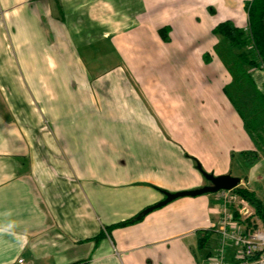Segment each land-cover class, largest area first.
I'll return each mask as SVG.
<instances>
[{
    "label": "crops",
    "instance_id": "crops-1",
    "mask_svg": "<svg viewBox=\"0 0 264 264\" xmlns=\"http://www.w3.org/2000/svg\"><path fill=\"white\" fill-rule=\"evenodd\" d=\"M2 1L9 17L27 10L38 17L58 59L118 70L76 75L75 84L95 78L99 90L85 93L99 107L47 105L45 128L27 109V94L7 93L2 84L12 71L0 46V264H201L216 241L212 234L198 248L218 218L216 193L181 196L134 223L111 226L162 200L164 191L205 185L195 161L173 151L184 142L209 147L202 159L219 174L227 172L224 162L252 149L246 121L223 90L232 75L213 51L218 39L202 37L224 20L245 30L244 7L238 11L235 0ZM165 25L168 41L158 33ZM215 74L222 79L214 83ZM201 87L213 90L212 102L188 119V108L176 110L174 100L186 92L187 106L190 91ZM174 118L173 137L161 126L172 127Z\"/></svg>",
    "mask_w": 264,
    "mask_h": 264
},
{
    "label": "rangeland",
    "instance_id": "rangeland-1",
    "mask_svg": "<svg viewBox=\"0 0 264 264\" xmlns=\"http://www.w3.org/2000/svg\"><path fill=\"white\" fill-rule=\"evenodd\" d=\"M247 1L249 0H235L236 8L238 9V11H243V7H245L244 5ZM0 3L2 4L3 1L0 0ZM25 13L26 15L30 16L24 17L16 14L15 16L12 15V18L11 16L9 17L8 11H3L0 9V46H2L5 53H7V59H11L10 62L12 73L10 72V74L8 75V79H6L4 83H2L5 85L7 93H10L12 95L19 93H23V95L27 94V109H34L36 113L41 116V123L44 125L45 128H49L51 126V123L46 120L47 116L45 115V118L42 117L43 110L45 107H47V105L51 107L52 104H55V107H59L62 110L67 109L69 107H99V99L94 97V99L92 98V100H90L88 94L85 93L87 89L90 92L93 91V88H97V90H99L100 85L95 83V78H92V82L86 85L75 84L73 82V79L76 75L82 77L90 70L96 71L100 76L101 74H106V72L108 71H114L115 73H117L116 71L118 69L114 68L113 70L104 67L99 69H92L86 67L85 64L80 61L77 62L78 64L74 62L73 65H70L69 59H58V54L56 52L57 50H54L53 40L50 41L47 36L44 35L42 27H40L41 21L38 19V17L34 15L32 11L27 10ZM244 32L246 35L249 34L248 26L244 30ZM205 36L206 41H210V38L218 39V44L217 46H215L213 51L216 56L219 55L223 64L228 68L226 69L228 71L231 70L229 72L232 75V82L230 86H228V88L232 92V95L234 97V103H236L239 109L245 114L246 118H244V120L246 121L247 129L252 137L251 147L252 149H255L260 155V160L254 166V168L250 170V168L244 165L242 159L237 154L236 156H238V158L233 157L230 158L228 163L224 162V165L228 164V166L221 167L224 170L227 168V172L223 174L227 173L240 177V185L248 188L249 190L255 191L257 197L264 202V110L263 108L258 106V114L260 115L258 120L262 119V122L260 123V125L258 124L255 128H250V126L247 124V121H249L254 116V114L250 112V108L248 107V105H251V100L253 99L254 93L251 89H249V84L247 83L248 81H243L244 87L247 89V94L245 97H242L241 95H239V93L235 92V88L233 89V85L237 83V78L239 77L240 73L239 71L242 70L240 66L242 63H237V54H239L241 51H245L249 58L258 59L257 53L251 45H247L244 48L229 46L227 39L221 36L220 34H208L205 31V35L202 34V37ZM211 43L212 42H210V44ZM60 47L63 53V46ZM59 53H61L60 50ZM66 53L68 55L67 51ZM66 57L67 56L65 55V58ZM212 65L213 64L210 65V68H208L207 71L208 78L211 81H213V77L211 76L213 74V70L211 67ZM243 67L244 72L250 73V77L257 84L256 87L264 94V70L253 68L248 65H243ZM145 70L148 69L140 68L141 72H145ZM31 71L36 72L33 79H31V74H29ZM209 71L211 74L209 73ZM144 74L146 77L149 76V70ZM96 75V73H87L86 77H96ZM128 76H131L130 73ZM221 79L222 77L215 74L214 83ZM136 90L139 91L138 88ZM177 91L182 92L180 89H177ZM178 95L179 96L176 98V100H174L173 107L176 110L181 111H184L187 107L190 111L188 119H197L200 116V114L198 113L201 112L199 110L202 107H205L204 105L208 102H212L214 92L212 89H208L207 87H201L200 91L197 92H193L191 90L188 95L189 98L187 99V106L184 105L186 100L181 98V96L186 95V92ZM201 95L203 96L204 100L199 98ZM192 96H196L197 98H193ZM180 102H182V105H180ZM180 119H184V116H182ZM176 120L177 118H174V125L170 128H167L163 125L161 126L164 130V134L171 136L176 134ZM195 134L196 132L193 133V135ZM78 139L80 138L78 137ZM184 143L185 146L179 149H173V151L178 156L182 157V153V155L184 157H187V159L195 161V163H199L202 169L207 173L219 175V173H217L218 168H220L219 166L215 168L211 167V169L208 171L207 165L209 163H206V161L202 159L203 153L205 151L209 153L211 152L209 147H201L200 149L197 148L196 139L193 142L190 141L188 143ZM126 152H129V150L125 149V153ZM204 182L205 185L209 184L205 178Z\"/></svg>",
    "mask_w": 264,
    "mask_h": 264
},
{
    "label": "trees",
    "instance_id": "trees-1",
    "mask_svg": "<svg viewBox=\"0 0 264 264\" xmlns=\"http://www.w3.org/2000/svg\"><path fill=\"white\" fill-rule=\"evenodd\" d=\"M247 12L248 18V29L249 34H245L244 30L240 29L231 20H224L217 23L211 30L214 34H220L227 39L229 46L244 48L247 45H251L257 53L258 59L249 58L245 51H241L237 54V63L241 64L242 70L239 72V77L237 78V83L232 84L235 92L239 93L242 97H245L247 94V89L244 87L243 81L249 84V89L254 93L253 99L251 100L250 112L254 116L247 121L250 128H255L258 124L262 122V119H259L258 106L264 110V94L256 86L255 81L250 77L249 72H244L243 65H248L253 68L263 69L264 70V0H249L244 5ZM170 27L165 25L158 29V33L163 41H168ZM239 70V67H238ZM246 75V76H245ZM249 79V80H248ZM224 92L226 93L229 101L237 108L240 117L246 118L245 114L239 109V107L234 103V97L231 90L228 87H224ZM238 155L242 159L244 165L248 168L253 167L259 160L260 155L255 149L241 150L238 152ZM160 189V188H159ZM162 190V189H161ZM234 192L238 193L241 197L253 207L255 215L261 220L264 224V202L261 201L255 191L249 190L244 186H236L232 189ZM138 219L135 216L125 219L112 225L111 227H120L125 226L131 223L136 222ZM245 221H250L248 217ZM111 227H108L109 229ZM212 234L210 228L203 230L202 236L198 238V248L204 249L207 247L209 238ZM101 236L99 233L96 237ZM69 264H88L87 259H81Z\"/></svg>",
    "mask_w": 264,
    "mask_h": 264
},
{
    "label": "built area",
    "instance_id": "built-area-1",
    "mask_svg": "<svg viewBox=\"0 0 264 264\" xmlns=\"http://www.w3.org/2000/svg\"><path fill=\"white\" fill-rule=\"evenodd\" d=\"M216 195L218 218L210 227L216 241L201 264H264V224L254 209L232 189L218 190ZM17 263L25 264L22 258Z\"/></svg>",
    "mask_w": 264,
    "mask_h": 264
},
{
    "label": "water",
    "instance_id": "water-1",
    "mask_svg": "<svg viewBox=\"0 0 264 264\" xmlns=\"http://www.w3.org/2000/svg\"><path fill=\"white\" fill-rule=\"evenodd\" d=\"M196 168L201 172L203 177L208 181L209 184L204 186L194 188V189H186L180 191H164V198L148 207L142 209L136 216V219H140L150 211L164 206L167 203L173 201L174 199L181 197V196H196L206 193H216L218 190L221 189H233L236 186H239L241 182V178L231 174H219L213 175L212 173H207L204 171L199 163H196Z\"/></svg>",
    "mask_w": 264,
    "mask_h": 264
}]
</instances>
